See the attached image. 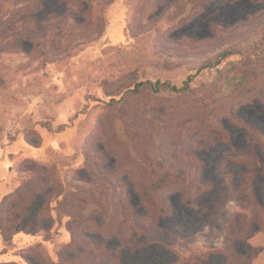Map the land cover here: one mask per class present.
<instances>
[{
  "label": "rangeland",
  "instance_id": "obj_1",
  "mask_svg": "<svg viewBox=\"0 0 264 264\" xmlns=\"http://www.w3.org/2000/svg\"><path fill=\"white\" fill-rule=\"evenodd\" d=\"M107 2L91 7V24L63 27L60 0H0V207L16 221L49 200L38 221L51 225L10 241L0 231V264H56L59 255L67 264H170L166 248L152 245L160 238L185 257L232 244L248 252L227 241L237 204H214L233 166L228 155L249 150L245 128H264V45L198 76L187 96L134 88L157 80L180 87L221 48L258 43L264 0H207L196 9L176 0ZM24 13L35 23L15 25ZM247 69L263 77L226 91L227 77ZM149 110L162 111V124ZM161 158L164 173L185 169L191 184L161 192L169 217L152 221L141 198L152 195L151 165ZM136 227L144 228L138 244ZM250 244L261 251L253 264H264V233Z\"/></svg>",
  "mask_w": 264,
  "mask_h": 264
},
{
  "label": "trees",
  "instance_id": "obj_2",
  "mask_svg": "<svg viewBox=\"0 0 264 264\" xmlns=\"http://www.w3.org/2000/svg\"><path fill=\"white\" fill-rule=\"evenodd\" d=\"M107 1L108 0H60V2L64 4L65 9L59 14L58 17L61 19L63 27L68 26V23L70 22L82 27L92 23V19L90 18L91 7L102 6L104 9L109 5ZM176 1L184 3L185 7L190 6L196 9L204 5L207 0ZM175 6H177L176 3L173 5V7ZM176 9L177 7H175L174 10ZM35 17V14L33 16L31 13H24L15 22V25L23 27V25H28L31 23L34 24L36 20ZM168 17L175 21L176 12L171 11L168 14ZM54 19L55 18L51 16L46 18L44 21L47 23H52ZM49 27L55 29L52 24H49ZM101 33L102 27L98 24L96 26L95 34L99 36ZM55 37H60V34H56ZM262 45H264V38L259 40L258 43L246 44L241 48H221L214 57L204 60L202 63L198 64V66L196 65V68H194V70H196L195 74L189 75L186 81L180 87L173 84L169 80H157L136 84L134 91H149L154 94L165 93L172 96H187L192 93V82H194L198 76L206 73L207 71L218 69L231 57L241 56L248 58V55L250 56V54H257L258 52H261L260 46ZM259 77L263 76L258 74L257 71L251 69L244 71L239 70L234 75L227 77L226 80L228 81L226 84V91L228 89H230V91H242V89L247 87L251 80L258 79ZM148 115L151 116V120L153 122L162 124V111L149 110ZM245 130L250 139L248 140L249 150L243 151L236 155H228L226 160H228V162L233 166H231L225 172L227 184L224 186V190L219 195V198L215 202L214 206L219 205V203H221V201L227 197L230 198L228 201H233L237 204L240 211L233 217L230 225L227 228V241L230 243L235 239L237 242L247 244L249 246V251L245 253L238 252L232 244L227 245L225 251L217 252L213 249L210 252L204 254H191L189 257H185L173 250L170 244L163 242L161 240L162 238L153 240L152 245H162L171 254L172 259L170 264H253L261 253L258 248H254L250 244V241L258 234L264 233V197L261 199L258 196L257 187L254 185V182L257 180L259 182V186L263 190L264 196V128L247 126ZM167 162L168 161L165 158L152 161L151 173L155 178V182L151 189L152 195L150 198H141V203H144L143 205H145V209L155 215V217L153 216L154 218L151 219L152 221H156L157 219L164 220L166 217H169L168 214L166 216L164 208H170L171 202L170 200L160 196L159 194L161 192L171 188L172 186H186L191 184L190 176L188 171L185 169H173L172 171L164 173L167 167ZM34 170L35 168H30L26 172ZM83 181H85L84 183L87 184L86 180ZM87 182L89 184H93L92 179L87 178ZM196 185L194 187V191L199 192L202 187L199 186V183H196ZM202 185L204 187L214 186L211 182H205V184ZM54 194L55 192L52 188L49 195L52 196ZM49 204V200H46L43 203H37L36 205L33 203L32 206H30V213L32 212L34 218H30L31 215H29L27 212L24 217L19 215L16 218V221H14L3 217L5 213L10 212L5 210L3 201L0 207V231L5 237V240L10 241L15 234L20 232L34 234L36 229L51 228V225H47L46 228H43L41 223L38 221L40 212L44 211L49 206ZM184 204L193 209H196L195 207L200 208L199 204L193 205V202L190 200H187ZM21 210L24 212L23 208H21ZM160 214H162L160 216L161 218L159 217ZM141 230H144V228H131V238L137 244L140 243V238L142 237L140 235ZM66 261L67 259H65L62 255H59L56 264H67Z\"/></svg>",
  "mask_w": 264,
  "mask_h": 264
}]
</instances>
